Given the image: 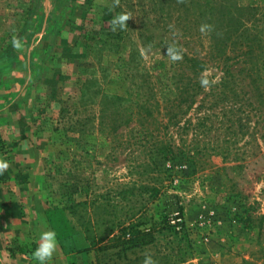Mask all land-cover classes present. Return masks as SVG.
Returning a JSON list of instances; mask_svg holds the SVG:
<instances>
[{"label": "rangeland", "instance_id": "374dc122", "mask_svg": "<svg viewBox=\"0 0 264 264\" xmlns=\"http://www.w3.org/2000/svg\"><path fill=\"white\" fill-rule=\"evenodd\" d=\"M210 1L229 7L264 41V0ZM33 2L0 0V52L22 36ZM83 2L81 56L54 118L41 122L48 140L40 185L57 233L84 235L94 264H143L146 256L155 264L255 259L264 251V218L256 226L264 216V107L241 74L230 83L234 92L219 93L222 70L208 59L219 28L202 35L198 29L206 22L178 0H119L115 7L114 0ZM120 13L132 18L125 30L113 32L107 22ZM171 43L206 60L200 75L210 87L183 106L175 125H113L115 113L104 108L113 103L107 95L124 97L115 103L128 113L135 100H161L186 75L194 76L184 57L170 61ZM257 57L264 75V45ZM169 141L177 150L172 159L158 153ZM163 215H178L180 234L158 232L147 244L121 251L115 236L122 225L145 229ZM176 255L182 261L173 260Z\"/></svg>", "mask_w": 264, "mask_h": 264}, {"label": "crops", "instance_id": "0c3cea01", "mask_svg": "<svg viewBox=\"0 0 264 264\" xmlns=\"http://www.w3.org/2000/svg\"><path fill=\"white\" fill-rule=\"evenodd\" d=\"M83 1L34 0L22 48L0 52V160L9 165L0 174V264H39L32 253L48 230L58 243L49 264H94L84 235L57 233L40 185L48 140L42 120L54 118L81 56Z\"/></svg>", "mask_w": 264, "mask_h": 264}, {"label": "trees", "instance_id": "16d2710c", "mask_svg": "<svg viewBox=\"0 0 264 264\" xmlns=\"http://www.w3.org/2000/svg\"><path fill=\"white\" fill-rule=\"evenodd\" d=\"M181 5L184 9L190 8L192 5L193 9L198 12L200 21L203 20L219 28L220 36L213 44L212 51L208 54V59L213 60L222 70V76L218 81V85H221L219 93L222 95V98H226L228 93L234 92L235 77L241 74L243 79L248 80V84L255 93V98L260 106L264 107V75L261 74V61L257 57V54H259L260 49L264 45L260 44V42H264L263 38H260L261 32L258 31L250 34L249 30L243 27L241 17L226 10L229 7H225L222 2L215 5L210 0H189ZM183 57L186 62H189L186 65V69L189 72H193L194 76L190 77L186 75L187 79H181L183 82L176 83L171 89L173 93L165 97L162 96L161 100L156 98V96H153L152 99L149 96L141 100L137 99L135 100L136 108L131 107L130 112L124 113L120 112L119 104L116 105L115 101L125 100V98L119 95H107L113 103L110 104L111 106L106 105L104 108L105 111L108 108H112L111 113H115V117L111 121L112 124L127 125L130 120H133L135 125L167 126L177 124L185 110L183 106L190 105L197 92L203 90L199 82L202 77L200 71L206 63V60L199 55L187 56L184 52ZM233 63L241 64L236 73L231 69ZM192 78L193 80H191ZM158 153L166 159H172L177 156V150L170 141L165 142ZM178 215H163L155 225H149L145 229L135 227L137 224L122 225L115 239L120 240L121 251H126L147 244L154 239L155 234L158 232L163 231L162 234L166 236L178 235L181 231L179 229L177 231L175 226L179 224L182 229L181 222L177 221ZM263 218V215L259 217V221L256 224L258 228ZM172 219L173 221H171ZM262 252L264 251L259 252L260 255H257L255 259L246 261V263L264 264V254ZM173 260L182 261L177 255Z\"/></svg>", "mask_w": 264, "mask_h": 264}, {"label": "clouds", "instance_id": "9594fccd", "mask_svg": "<svg viewBox=\"0 0 264 264\" xmlns=\"http://www.w3.org/2000/svg\"><path fill=\"white\" fill-rule=\"evenodd\" d=\"M178 2L183 3L184 0H178ZM118 5L119 0H114L113 6L115 7ZM130 18H132L130 13H120L113 17L111 20H109L107 22V26L113 32L117 31L118 28L120 30H125L128 27L127 21ZM198 30L202 35L206 36L214 30V26L208 23H202L199 26ZM12 45L15 49L18 50L22 48L21 41L16 37H13ZM166 55L173 63L183 60L182 49L176 43H171L167 45ZM199 82L202 88L207 89L210 87V81L204 76L200 78ZM8 167L9 165L6 161L0 160V174L6 171ZM57 247L58 243L56 238V232L53 230L42 232L39 238L38 246L32 253V256L35 260L39 262V264H49L54 254L56 253ZM143 264H155V261L151 258V256H146Z\"/></svg>", "mask_w": 264, "mask_h": 264}]
</instances>
